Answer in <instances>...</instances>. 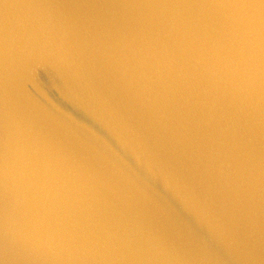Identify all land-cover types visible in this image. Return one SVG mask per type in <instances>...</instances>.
Wrapping results in <instances>:
<instances>
[{
	"label": "water",
	"instance_id": "water-1",
	"mask_svg": "<svg viewBox=\"0 0 264 264\" xmlns=\"http://www.w3.org/2000/svg\"><path fill=\"white\" fill-rule=\"evenodd\" d=\"M0 264H264V0H0Z\"/></svg>",
	"mask_w": 264,
	"mask_h": 264
}]
</instances>
